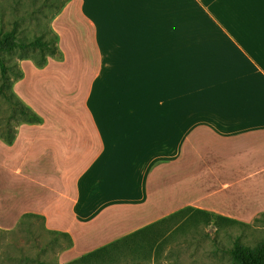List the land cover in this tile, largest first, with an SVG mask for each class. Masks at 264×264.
Here are the masks:
<instances>
[{
	"label": "crops",
	"instance_id": "obj_1",
	"mask_svg": "<svg viewBox=\"0 0 264 264\" xmlns=\"http://www.w3.org/2000/svg\"><path fill=\"white\" fill-rule=\"evenodd\" d=\"M51 27L61 57L19 93L43 121L4 148L22 212L82 248L186 207L264 212V0H69Z\"/></svg>",
	"mask_w": 264,
	"mask_h": 264
},
{
	"label": "rangeland",
	"instance_id": "obj_2",
	"mask_svg": "<svg viewBox=\"0 0 264 264\" xmlns=\"http://www.w3.org/2000/svg\"><path fill=\"white\" fill-rule=\"evenodd\" d=\"M45 2L0 0V34L17 25L19 35L26 40L36 36H43L46 40L52 39L54 10L47 7ZM28 53L31 57L26 59H22L19 52L5 57L10 68L12 91L25 105L28 104L21 97V92L31 95L33 90L32 83H26L25 79H32L38 69L44 68L37 65L35 60L40 55L39 51ZM50 70L55 75L52 74L48 79L57 78V75L61 77L66 73L61 67ZM18 73L22 76L18 77ZM2 81L0 68V85ZM25 119L23 116L15 117L11 104L0 98V134L8 136L9 133H14L17 139L18 128L26 124L23 123ZM5 145L8 144L0 136V264H235L229 249L236 241L255 247L264 240V212L245 216V208L238 206L234 208L238 213L230 215L201 209L214 215L235 219L237 223L221 220L217 222L212 217L207 222L201 216L192 220L179 217L167 226H157L148 235L125 239L126 236L112 241L116 242L114 245L106 243L97 246L105 240L100 238L101 236L98 238L99 235H94L96 240L90 242L93 238L89 235L85 245L92 249L82 248L81 244L76 247L73 236L54 229L46 216L22 212L21 207L24 204L18 198L17 192L20 177L16 174V167H10L5 160L10 156L4 150L7 148ZM28 180L32 181V175ZM28 180L22 181L25 188L30 187ZM97 232L99 231L94 230L93 233ZM99 234L103 235L101 229ZM104 235L106 237V232ZM104 248L107 250L102 252L97 260L76 262L88 253Z\"/></svg>",
	"mask_w": 264,
	"mask_h": 264
},
{
	"label": "trees",
	"instance_id": "obj_3",
	"mask_svg": "<svg viewBox=\"0 0 264 264\" xmlns=\"http://www.w3.org/2000/svg\"><path fill=\"white\" fill-rule=\"evenodd\" d=\"M44 3L47 7H51L54 10L52 14V18L54 19L65 7L69 0H45ZM52 30V29H51ZM53 31V30H52ZM54 33V37L52 39H44L43 36H36L33 39L26 40L24 37L19 35V29L13 27L11 30L3 31L0 34V68L1 75L3 78L2 84L0 85V98L6 99L12 106L13 115L23 116L26 119L23 123L26 124H39L42 123L43 119L28 105H25L19 97L15 95L12 91V81L9 76V66L6 64V55H13V53L19 52L20 57L22 59H26L31 57L28 52L39 51V57H36V63L39 66H45L47 64V59L49 56L52 57H61V51L58 47V35ZM18 77H21L22 74L18 73ZM0 136L4 139V141L8 145H12L16 140V135L14 133H9L8 136L4 134H0ZM190 215V216H189ZM194 215V216H193ZM197 216H201L207 222L209 218H213L217 222L219 220L229 223H237V220L226 218L223 216L214 215L208 213L201 209H194L193 207L183 208L170 216L149 225L142 230H139L125 239L130 237H136L140 235H148L151 230L156 229L157 226L164 227L167 224L174 222L177 218H187L193 219ZM116 243V242H115ZM112 243L110 245H114ZM109 245V246H110ZM107 249H99L93 252H90L78 260L76 262H90L92 260H97V257ZM230 256L232 261L235 264H264V240L259 242L255 247H250L241 243L239 240L234 243V246L229 249Z\"/></svg>",
	"mask_w": 264,
	"mask_h": 264
}]
</instances>
